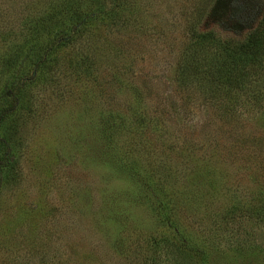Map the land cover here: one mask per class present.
Here are the masks:
<instances>
[{
	"label": "rangeland",
	"instance_id": "obj_1",
	"mask_svg": "<svg viewBox=\"0 0 264 264\" xmlns=\"http://www.w3.org/2000/svg\"><path fill=\"white\" fill-rule=\"evenodd\" d=\"M223 1L242 30L217 0H0V91L7 58L72 27L65 8L87 14L19 115L0 264H264V93L209 90L205 50L180 72L200 33L244 38L264 13ZM186 231L213 259L172 254Z\"/></svg>",
	"mask_w": 264,
	"mask_h": 264
},
{
	"label": "trees",
	"instance_id": "obj_2",
	"mask_svg": "<svg viewBox=\"0 0 264 264\" xmlns=\"http://www.w3.org/2000/svg\"><path fill=\"white\" fill-rule=\"evenodd\" d=\"M217 1L212 11L220 17V20L233 24L234 30H242L241 27L244 25L242 13H240L242 9L233 5V2L230 4L228 1ZM64 3H66L65 0ZM69 8H65V11L70 16L72 27L68 26L67 30H56L55 37L49 41H41V37L33 38L31 43L24 48L23 57L17 54L6 59L7 70L3 71V75L6 72L9 77L7 84L0 91V184L8 181L16 169L18 148L16 136L19 115L25 114L22 113L24 109L30 107L32 84L39 83L46 78L53 59L57 58V55H54L55 51L61 48L65 44L64 40L71 36L73 27L78 28L79 24L87 18L86 12ZM206 32L200 33L201 35L197 38L199 40L188 46V58L180 67L182 75L186 76L189 72L203 70V63L199 62L193 54L205 50V55H211L207 57L210 63L206 70L208 79H211V83H208L210 84L209 90L228 94L229 92L244 93V89L253 87L255 91L261 89V93H264V13L255 27H249L244 38L222 40L213 33ZM197 35L193 33V38ZM160 186L162 188H159ZM161 189L165 190V187L160 180L152 184V190L156 193L159 205L165 207L168 202L165 195L159 194ZM184 235V239L175 240V244L168 246L174 252L172 254L176 255L175 252L186 254L187 251L196 253L193 255H200L206 262H209V258L213 259L211 252L207 249L200 253L193 249L186 250L193 242L187 231ZM174 236L176 234H170L167 237V243L174 240Z\"/></svg>",
	"mask_w": 264,
	"mask_h": 264
}]
</instances>
